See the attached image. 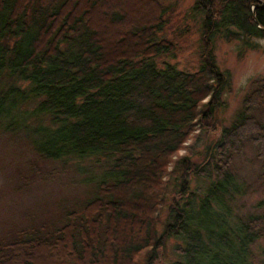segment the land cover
Here are the masks:
<instances>
[{
	"label": "trees",
	"instance_id": "trees-1",
	"mask_svg": "<svg viewBox=\"0 0 264 264\" xmlns=\"http://www.w3.org/2000/svg\"><path fill=\"white\" fill-rule=\"evenodd\" d=\"M192 10L205 17L200 65L188 72L157 63L175 50L158 38L169 12L160 0H0V133L30 153L9 191L66 175L77 179L57 184L83 187L51 219L26 214L24 226L0 228V264H158L169 243L167 264H251L264 197L246 214L230 203L252 190L234 170L247 148L264 192V79L250 81L200 161L180 151L231 87L215 35L254 47L251 38H264V0H197ZM190 175L207 180L200 193Z\"/></svg>",
	"mask_w": 264,
	"mask_h": 264
},
{
	"label": "rangeland",
	"instance_id": "rangeland-1",
	"mask_svg": "<svg viewBox=\"0 0 264 264\" xmlns=\"http://www.w3.org/2000/svg\"><path fill=\"white\" fill-rule=\"evenodd\" d=\"M168 6L167 22L164 29L158 33V38H165L175 46L171 53L156 58L161 65L162 61H168L183 71H195L200 65V53L202 45L200 41L201 24L205 17L203 13H197L192 7L197 0H160ZM257 3V2H256ZM138 9V7H137ZM254 47L243 50V41L239 39L227 40L224 34L217 33L213 39V54L216 64L223 71H228L231 76L230 90H226L222 99L224 106L217 111V117L209 121L207 125L200 126L194 130L188 146L180 151L181 154H188L194 161L201 160L202 151L206 146L216 139L221 127L228 125L238 111L242 97L249 89V83L254 78L264 79V38H251L249 40ZM244 51V52H243ZM6 120H4V123ZM23 148L15 145L5 134L0 133V228H8L6 224H21L24 226L29 222L26 214L33 215L32 219H51L56 212V204L67 206L71 202L82 198L83 187L63 186L70 179H77V176L62 178V181L55 180L53 183H39L33 187L31 192L23 194L9 191L13 171L18 167L27 169L30 153L22 155ZM47 169L53 165L44 164ZM23 170V169H22ZM234 170L240 181L250 183V189L245 194L236 196L231 202L236 213L246 214L256 210L255 205L264 197L262 188L256 189L255 174L259 171V163L254 158L253 151L247 148L246 152L235 159ZM179 177V171H175L170 177L166 203L161 213L164 219L167 209V202L173 195L172 191ZM190 186L197 189L199 193L207 185L203 177L189 176ZM237 179V180H238ZM58 182H61L57 184ZM254 188V189H253ZM197 194V196L199 195ZM42 203H46L42 205ZM67 204V205H66ZM258 210V209H257ZM5 223V224H4ZM162 223L158 226L162 229ZM169 243L164 250V257L158 264H167L175 256ZM264 236L250 245L248 261L251 264H263ZM157 264V263H155Z\"/></svg>",
	"mask_w": 264,
	"mask_h": 264
}]
</instances>
